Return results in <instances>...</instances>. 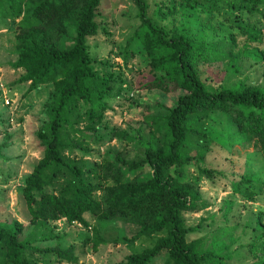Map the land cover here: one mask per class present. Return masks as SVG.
Returning a JSON list of instances; mask_svg holds the SVG:
<instances>
[{"label": "trees", "instance_id": "16d2710c", "mask_svg": "<svg viewBox=\"0 0 264 264\" xmlns=\"http://www.w3.org/2000/svg\"><path fill=\"white\" fill-rule=\"evenodd\" d=\"M128 1L139 21L130 43L137 41L146 67L139 86L179 95L174 106L162 105L144 117L148 130L130 140L135 144L132 156L115 151L113 157L91 162L85 155L92 153L89 143L97 145L103 139L101 130L108 140L130 142L129 134L111 127L105 117L111 99L126 101L125 81L95 67L87 42L98 33L101 0H0V21L17 22L11 67L24 71L17 82L29 83L27 91L40 86L52 89L43 110L46 120L37 131L42 155L19 190L29 220L24 224L0 219V264H49L50 257L57 263L77 264L76 245L64 246L66 232L55 231L53 225L62 221L89 228L81 246L96 250L109 241L89 224L86 213L98 221L134 228L114 243L163 233L151 247L129 253L115 264H150L162 251L164 264H201L214 255L197 252L188 241L201 224L186 225L183 214L208 204L184 179V168L193 165L208 179L222 178L233 193L245 197L241 188L254 185L250 175L228 178L205 164L213 143L208 126L225 122L231 144L254 140L264 157V86L238 81L213 87L204 73L227 42L240 44L236 52L225 53L234 70L242 54L261 58L258 45L264 43V26L245 24L242 15L260 12L264 0H161L152 13L147 0ZM189 13H204L230 32L210 39L204 26L177 23L178 15ZM202 30V37H195ZM122 54L126 59L134 52L123 48ZM225 202L228 210L233 200ZM260 236L264 244V231Z\"/></svg>", "mask_w": 264, "mask_h": 264}, {"label": "rangeland", "instance_id": "374dc122", "mask_svg": "<svg viewBox=\"0 0 264 264\" xmlns=\"http://www.w3.org/2000/svg\"><path fill=\"white\" fill-rule=\"evenodd\" d=\"M147 1L148 13H152L155 4L161 0ZM259 10L264 12V8ZM99 12L98 33L87 40L89 51L95 58V67L100 72L112 71L125 81L123 97L126 101L118 100L119 103H116L114 98L111 99V108L105 112V117L111 127L125 130L130 136V141L139 131L147 133L148 129L143 123L144 117L159 110L162 105H175L179 91L164 93L158 89H141L139 86L146 67L139 52V44L136 40L130 43L139 23L131 1L101 0ZM260 12H244L243 22L250 26L263 27L264 16ZM177 23L193 28L204 26L210 39L223 37L230 32L227 27L219 26L216 20L204 13H189L187 17L178 15ZM16 24L17 22L0 21V219H17L27 224L29 215L19 190L23 178L30 173L42 155L37 131L46 120L43 110L52 89L50 86H40L27 91L29 83L17 82L24 71L11 67V62L16 59ZM202 35L203 30L195 37L201 38ZM238 46L227 42L216 61L206 67L204 76L210 78L206 80L208 85L232 86L238 81H244L249 85L264 86V43L258 45L261 58L242 54L238 59V69L234 70L229 65L225 53L229 50L236 52ZM123 48L132 50L134 55L124 59ZM112 82L116 86L119 83L117 79ZM220 125L208 126V134L213 143L206 154L205 164L223 171L228 178L237 179L239 174L250 175L254 185L252 188H241L246 194L245 197L233 193L228 181L222 178L208 179L193 165L185 167L184 179L198 189L202 200L208 204L198 212L183 214L186 225L201 224L187 239L192 242L197 252L209 251L214 255L203 260L201 264H264V253H261L264 244L261 243L260 236L264 231V157L254 140L231 144L227 125L225 122ZM101 136L104 137L97 145L89 143L92 153L85 155L87 160L99 162L103 156L113 157L115 151H127L130 156L134 154V142L118 138L108 140L109 135L102 130ZM74 152L78 156L82 155L79 150ZM226 200H233L228 210ZM85 219L91 226L96 227L109 243L100 245L96 250L90 246L82 247L81 239L91 232L89 228L75 223L67 225L62 221L53 225L55 231L66 232L65 239L61 241L64 246L76 245L75 252L79 258L77 264H115L129 253L151 247L157 238L163 235L159 232L142 236L127 244L114 243L113 239L123 236L124 233H133L134 228L118 221H98L89 213L85 214ZM165 258L166 252L162 251L150 264H164ZM49 264L68 263H57L50 257Z\"/></svg>", "mask_w": 264, "mask_h": 264}]
</instances>
